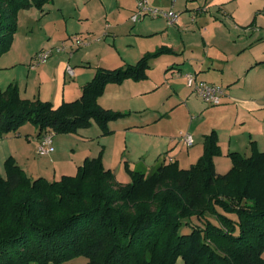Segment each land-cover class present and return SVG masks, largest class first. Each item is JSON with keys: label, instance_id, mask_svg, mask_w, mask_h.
Wrapping results in <instances>:
<instances>
[{"label": "trees", "instance_id": "obj_1", "mask_svg": "<svg viewBox=\"0 0 264 264\" xmlns=\"http://www.w3.org/2000/svg\"><path fill=\"white\" fill-rule=\"evenodd\" d=\"M49 1L0 0V55L12 43L16 12ZM160 53L120 68L99 67L81 97L58 107L22 98L18 86L8 85L0 90V135L28 121L38 137L76 133L93 121L103 135L111 133L109 123L129 113L100 104L106 86L145 79ZM221 153L213 131L189 168L174 161L148 172L129 170L126 184L105 167L102 154L56 180L31 178L9 157L6 176L0 174V264H65L80 255L87 264H264V151L252 142L250 156L229 152L232 167L223 174L215 164Z\"/></svg>", "mask_w": 264, "mask_h": 264}, {"label": "crops", "instance_id": "obj_2", "mask_svg": "<svg viewBox=\"0 0 264 264\" xmlns=\"http://www.w3.org/2000/svg\"><path fill=\"white\" fill-rule=\"evenodd\" d=\"M148 1L160 10L176 11L178 21L169 24L162 15H146L134 21L132 16L137 10V0H76L74 9L62 10L60 16L67 30L63 39L69 38L70 45L39 63L36 54L54 47L51 43L45 44L33 53L35 61H30L32 71L29 75L38 74L40 81L39 97L52 102L55 107L81 97L84 85L94 78L97 69H109L106 66L91 67L86 61L133 64L145 55L162 50L151 58L147 79L109 83L99 98L104 108L129 113L123 118L126 130L150 128L148 145L143 148L140 161H135L139 170L149 171L174 161L181 164L183 161L197 162L204 152L205 136L213 131L218 135L222 151L215 157L219 173H226L232 167L229 152L250 156L252 142L264 151V0ZM75 35L88 37L90 43L76 46L72 41ZM68 66L73 67L74 75L67 72ZM155 66L163 72L159 77L150 75ZM189 74L198 81L223 87L225 94L221 103L212 105L203 101L188 85ZM46 75L50 81L45 80ZM167 83L169 88L165 93L170 95V100L164 101L162 107L149 116L134 114L142 112L146 93L158 92L161 84ZM159 94L164 98L162 93ZM21 97L40 99L22 94ZM180 117L191 119L186 130H177V126L169 122ZM34 129L38 130L36 135L28 133L26 138L17 132L0 135L2 161L15 158L32 178L37 172L40 173L38 177L47 178L48 171L54 180L57 176L59 179L63 175H75L87 157L98 155L84 152L75 156L71 151H64L66 141L69 144L76 141L74 133H69L59 139L53 137L54 151L33 161L30 152L34 148L37 152L39 139V128L35 125ZM184 133L192 134V146L185 144ZM96 134L104 136L100 126ZM108 140L112 146L117 144L118 150L105 151L103 163L116 177L115 163L125 157L121 146L126 144L129 148L128 137L119 143L115 139Z\"/></svg>", "mask_w": 264, "mask_h": 264}, {"label": "rangeland", "instance_id": "obj_3", "mask_svg": "<svg viewBox=\"0 0 264 264\" xmlns=\"http://www.w3.org/2000/svg\"><path fill=\"white\" fill-rule=\"evenodd\" d=\"M75 1L76 0H50L42 7L32 5L29 8H21L16 12L17 28L13 34L12 43L10 45V48L0 55V90H4L8 85L13 84L19 87L20 95L22 94L24 97L28 98H34L35 96L39 97V90L41 88V85L38 74L37 76L35 75V73L29 75L32 71V69L30 68V61H35L33 53L36 49L44 47L45 44L50 45L51 43L52 45H54L53 48L70 45L69 38H67L66 40L63 39V35H65V33L67 35V30L63 25L64 23L62 21L60 13H62V10H68L67 8L74 9V6L76 5ZM198 1L199 0H197L196 2ZM55 54L56 52L53 54V56ZM52 57H50V59ZM86 62L91 67L106 66L109 69L120 68L129 64L126 61ZM135 62L136 63L133 64H137L139 61ZM152 74L156 77H159L163 74V72L157 66H155L153 67V69H151L150 75ZM51 76L52 75L50 74V77ZM147 78L148 77H146L145 79ZM45 80L50 81L51 79L46 75ZM167 85L161 84V86L157 89L158 92H156V90H153L150 93H146L144 98L145 105L141 107L142 112L134 114L149 116L150 114H153L154 110H158L159 108H161L164 101L170 100V95H167L165 93L168 90L167 88H169V85L168 87ZM159 93H162L164 98L161 97ZM189 120L191 121L190 117ZM123 121L126 120L120 118L118 120L112 121V123H109L111 133L106 134L103 137H99L96 134V132L99 131V126L95 121H93L88 127L80 128L76 133H74L76 141H72V144H69L68 141L65 142L64 145L66 146L63 145L64 151H71L75 154V156H80L84 152H95V154H98L97 156L101 154L103 156L104 152L110 151L111 148H116V150H118V145L116 144L115 146H112L109 143L108 139H115L119 143L124 141V139L128 137L129 148L126 144H124V146L122 145L121 148H123L122 154H128L129 157L125 155V157L122 158L121 162L115 163V167L117 181L119 180V182L123 184L130 183L132 177L129 170L140 169V166H137L135 164V161H140V156L143 152V148L148 145L147 138H149V136L147 133L151 132V130L150 128L140 129L136 127L129 128L131 130H126ZM190 121L184 119V117H180L178 120L174 119L172 121L170 120L169 122L172 125L177 126V130H186L188 124H190ZM113 123L116 124L114 125ZM34 127L35 124L31 121H28L19 127L17 135L21 134L23 138H26L28 133H33V135H36L38 130H35ZM111 128L114 129V131H112ZM11 134L15 135V132H11ZM63 135H65V133H55L54 138L59 139L63 137ZM172 150L173 149H171L169 152H171ZM30 154L33 157V161L36 159L38 160L39 158H43L42 156H40V154H37L35 148L30 152ZM2 160V155L0 154V174L2 176H6L5 163ZM229 161L231 162L232 160L229 159ZM195 162L196 161L185 163V161H183V163H179V165L181 167H190ZM220 166L221 162H219V168ZM35 174L36 175H34L35 177L33 178H37L40 173L37 172ZM47 174L48 176H44H46L50 180H54L53 174H51L49 171ZM56 179H58V176L56 177ZM192 223L198 224L199 222L196 218H194L192 220ZM185 230H189V226L185 227ZM87 262L88 259L86 258V256L80 255L65 264H87ZM33 264L42 263L34 261ZM46 264L57 263L48 262ZM178 264H182L181 260H179Z\"/></svg>", "mask_w": 264, "mask_h": 264}, {"label": "built area", "instance_id": "obj_4", "mask_svg": "<svg viewBox=\"0 0 264 264\" xmlns=\"http://www.w3.org/2000/svg\"><path fill=\"white\" fill-rule=\"evenodd\" d=\"M146 15H162L166 17L169 24H174L178 21L179 13L174 10L164 11L152 6L148 0H137V10L133 14L132 19L134 21L141 20ZM72 41L76 46H85L90 43L89 38H84L79 35L72 37ZM64 47H56L43 49L36 54V61L43 63L47 61L55 52L63 51ZM67 72L70 75H74V69L71 66L67 67ZM188 85L194 89L197 95L206 103L212 105H218L222 101V97L225 94V90L220 85H213L206 81H198L196 77L192 74L187 75ZM54 131H47L41 136L37 141V152L40 155H47L54 151L53 147V137ZM183 140L187 146H192L194 144V138L190 133L183 134Z\"/></svg>", "mask_w": 264, "mask_h": 264}]
</instances>
